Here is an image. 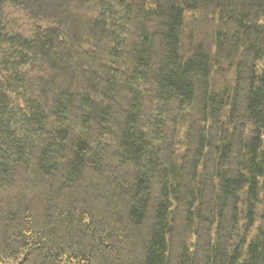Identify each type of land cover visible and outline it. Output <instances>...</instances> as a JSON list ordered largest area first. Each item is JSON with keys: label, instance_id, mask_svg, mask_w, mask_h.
Returning <instances> with one entry per match:
<instances>
[{"label": "trees", "instance_id": "obj_1", "mask_svg": "<svg viewBox=\"0 0 264 264\" xmlns=\"http://www.w3.org/2000/svg\"><path fill=\"white\" fill-rule=\"evenodd\" d=\"M0 264H264V0H0Z\"/></svg>", "mask_w": 264, "mask_h": 264}]
</instances>
